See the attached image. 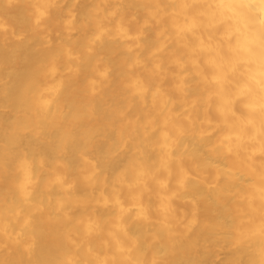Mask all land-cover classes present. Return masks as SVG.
<instances>
[{
	"label": "clouds",
	"instance_id": "obj_1",
	"mask_svg": "<svg viewBox=\"0 0 264 264\" xmlns=\"http://www.w3.org/2000/svg\"><path fill=\"white\" fill-rule=\"evenodd\" d=\"M5 51L0 264H264V0H0Z\"/></svg>",
	"mask_w": 264,
	"mask_h": 264
},
{
	"label": "bare ground",
	"instance_id": "obj_2",
	"mask_svg": "<svg viewBox=\"0 0 264 264\" xmlns=\"http://www.w3.org/2000/svg\"><path fill=\"white\" fill-rule=\"evenodd\" d=\"M16 14V12L12 13L14 16ZM26 56L27 53L24 51L0 53V64L4 65L0 70V146H2L0 152L7 153L5 159L9 162L14 159L19 148L25 146L35 149L37 154L50 155L46 145L37 144L35 141L28 143L30 134L28 136L13 135L22 110L21 89L27 72V65L22 61ZM69 159L73 164L78 163L74 152H71ZM18 256V253H13L12 258Z\"/></svg>",
	"mask_w": 264,
	"mask_h": 264
}]
</instances>
